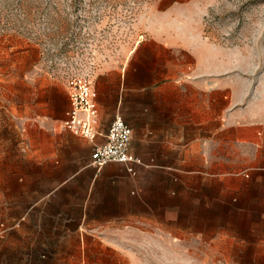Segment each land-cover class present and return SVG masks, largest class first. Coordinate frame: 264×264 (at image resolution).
<instances>
[{"label":"rangeland","instance_id":"374dc122","mask_svg":"<svg viewBox=\"0 0 264 264\" xmlns=\"http://www.w3.org/2000/svg\"><path fill=\"white\" fill-rule=\"evenodd\" d=\"M154 37L208 43L226 91L224 173L155 178L160 199L134 204L150 218L82 226L79 257L64 235L20 239L15 220L51 223L23 194L0 208V264H264V0H0V164L29 152L41 123L62 125L69 76L117 80Z\"/></svg>","mask_w":264,"mask_h":264},{"label":"crops","instance_id":"0c3cea01","mask_svg":"<svg viewBox=\"0 0 264 264\" xmlns=\"http://www.w3.org/2000/svg\"><path fill=\"white\" fill-rule=\"evenodd\" d=\"M129 60L134 64L117 80L108 73L94 83L96 126L105 132L120 114L132 128L130 150L140 162L131 165L133 172L121 163L98 169L91 164L92 152L105 141L103 136L90 141L58 122L41 123L39 141L30 144L29 152L10 154L7 168L0 164V208L17 207L23 194L31 192L33 209L50 217L47 226L42 220H15L20 239L64 235V240L78 241L72 256L79 257L82 226L150 218L134 204L160 199V182L155 178L224 173L226 91L224 78L205 67L208 43L154 37L140 41ZM63 96L64 120L69 109L67 88ZM4 173L7 180L1 179ZM2 190H7V198L1 197ZM69 225L72 229L65 227Z\"/></svg>","mask_w":264,"mask_h":264},{"label":"built area","instance_id":"2783aa9c","mask_svg":"<svg viewBox=\"0 0 264 264\" xmlns=\"http://www.w3.org/2000/svg\"><path fill=\"white\" fill-rule=\"evenodd\" d=\"M69 97V109L62 121L64 129L71 133L94 141L98 136H103L105 141L96 144L91 164L101 169L109 163H121L128 166V171L133 172L132 164L140 160L131 153L132 128L121 116L111 122L107 131H100L96 123L99 119L97 91L93 79L89 74H73L66 80Z\"/></svg>","mask_w":264,"mask_h":264}]
</instances>
